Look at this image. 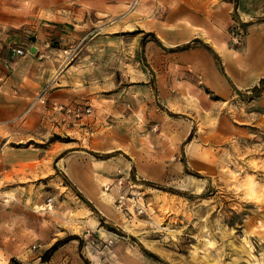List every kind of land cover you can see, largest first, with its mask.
<instances>
[{"label":"rangeland","instance_id":"obj_1","mask_svg":"<svg viewBox=\"0 0 264 264\" xmlns=\"http://www.w3.org/2000/svg\"><path fill=\"white\" fill-rule=\"evenodd\" d=\"M223 1H212L209 31L187 43L186 63L183 48L145 31L176 22L179 0H0V72L21 65L38 87L48 80L2 124L15 138L39 113L0 169V264H264V0ZM199 49L210 56L203 70L192 67L205 63ZM72 67L89 72L84 81L69 74L74 97L60 102L90 106L79 119L52 111L48 98L68 86L51 82ZM97 80L105 95L131 89L132 103L93 102L83 91ZM121 141L143 156L102 186L116 220L83 230L71 212L81 194L64 173L66 148Z\"/></svg>","mask_w":264,"mask_h":264},{"label":"crops","instance_id":"obj_2","mask_svg":"<svg viewBox=\"0 0 264 264\" xmlns=\"http://www.w3.org/2000/svg\"><path fill=\"white\" fill-rule=\"evenodd\" d=\"M179 1L182 2V5L178 4L179 7L177 12L171 14V16L178 15L176 22H168L165 25L147 23L145 31H149L148 35H153L155 32V37L160 41H163L165 43L164 45H167L170 49L183 48V51H181L182 59L184 62L189 63V61H191L190 56L193 52L187 49V43L191 40L205 37L204 35L209 31L211 25V19L209 17L213 16V13L209 11H211L210 5L213 0H200V6L193 5L186 0ZM222 3L225 5L222 8L224 9V18H226L230 3L227 1H223ZM199 52L203 56L205 63L203 64L201 60L199 62L196 61L192 67L197 70H203L205 64L206 66H209L210 56L202 49H199ZM25 69V66L18 65L17 68H14L11 75H8L4 70L3 72H0V169L2 170L8 166V162L5 159L7 158L6 155L9 151V142H23L24 130L28 132L27 140L30 139L29 137L31 136V133L29 130L31 129V126L35 127L39 124V113L35 110L28 117L27 128H23L21 133L12 131V135H15V138L14 136H10L11 133L9 130L6 126L2 125L4 122L21 112L29 102L30 98L37 93L41 86L44 85L43 83L48 82V80H45L43 83L39 82L41 86L38 87V85H36L35 82L25 74L27 71ZM74 69V67L67 69L59 77L52 80L51 83H54V86H59L58 82L60 81H65L68 83V86L62 89H55L49 94V102H53L50 103V108L53 104H64L60 101H66L74 97L73 92L76 89L73 86V83L75 80L72 77L71 79H67V77H70L69 74L72 76L76 74V78L84 81L86 78L84 74L89 72V70H80V72H76L77 70ZM143 89L147 90V87L143 86ZM158 89H160L159 86ZM116 90L117 89L115 88V90L109 95H105V85L97 80L95 84L90 82V84L84 88L83 93L89 94V98L92 99L93 102H97L101 99V96H107L110 97V99L115 100L117 103L119 102L118 104L125 102L124 100H128L127 102L132 103L133 98L131 95L133 91H131V89H129L128 92H125L128 93V96L127 94H124V90ZM67 92L70 94H67ZM32 121L35 123H30ZM89 130L90 134L96 132L94 131L95 128ZM86 132H88V129ZM137 141L144 142L145 137L143 136L135 142ZM121 142L123 143V141ZM123 145V148L121 146L113 147L111 145L110 148L105 150L87 148L89 150L82 149L80 151H73V147L66 148L70 149L71 152L62 159L64 173L70 181V184H72L82 196L80 202L74 203L71 211L74 218L77 219L76 222H78L77 226L79 228L98 232L100 231V217H104L110 221L116 220L114 210L108 203L107 198H105L107 193L103 191L102 186L105 181L106 183L109 181V183L112 182L110 178L117 175L118 168L120 169V172L126 174H128L130 169L133 172L137 166L136 164L131 163L130 160L134 162L135 159H141L143 156L142 152H137L131 146L126 145V143H123ZM147 165L148 164H141L138 167V173H140L142 179L151 180L152 172ZM0 175H2V173H0ZM85 202L91 204L90 206L92 208ZM34 232L35 227L32 229L33 234ZM70 233L71 235H76L78 232L71 230Z\"/></svg>","mask_w":264,"mask_h":264},{"label":"built area","instance_id":"obj_3","mask_svg":"<svg viewBox=\"0 0 264 264\" xmlns=\"http://www.w3.org/2000/svg\"><path fill=\"white\" fill-rule=\"evenodd\" d=\"M234 42H237L234 40ZM13 53L17 55H23V51L21 49H13ZM47 86H44L41 88L37 101H39L40 104H45L44 94L46 93ZM51 110L60 114H63L65 116H70L74 119H79L82 116H89L91 114V107L85 106L83 108L71 106V105H62V104H53L51 107Z\"/></svg>","mask_w":264,"mask_h":264},{"label":"trees","instance_id":"obj_4","mask_svg":"<svg viewBox=\"0 0 264 264\" xmlns=\"http://www.w3.org/2000/svg\"><path fill=\"white\" fill-rule=\"evenodd\" d=\"M256 89V87L254 88ZM79 195V194H78ZM79 197L82 199V196L79 195ZM66 241V240H64ZM62 244V241L55 242L49 249H47L41 256L42 262H46L49 260L50 255Z\"/></svg>","mask_w":264,"mask_h":264},{"label":"water","instance_id":"obj_5","mask_svg":"<svg viewBox=\"0 0 264 264\" xmlns=\"http://www.w3.org/2000/svg\"><path fill=\"white\" fill-rule=\"evenodd\" d=\"M31 52H34V48H31V50H30Z\"/></svg>","mask_w":264,"mask_h":264},{"label":"bare ground","instance_id":"obj_6","mask_svg":"<svg viewBox=\"0 0 264 264\" xmlns=\"http://www.w3.org/2000/svg\"><path fill=\"white\" fill-rule=\"evenodd\" d=\"M136 4V3H135Z\"/></svg>","mask_w":264,"mask_h":264}]
</instances>
